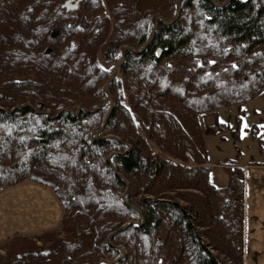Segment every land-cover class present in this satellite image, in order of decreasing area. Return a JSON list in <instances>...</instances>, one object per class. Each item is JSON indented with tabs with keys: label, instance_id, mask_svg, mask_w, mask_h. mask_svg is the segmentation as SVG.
<instances>
[{
	"label": "trees",
	"instance_id": "16d2710c",
	"mask_svg": "<svg viewBox=\"0 0 264 264\" xmlns=\"http://www.w3.org/2000/svg\"><path fill=\"white\" fill-rule=\"evenodd\" d=\"M65 1L0 0V192L63 210L0 264H245L246 169L209 164L200 119L264 98V0Z\"/></svg>",
	"mask_w": 264,
	"mask_h": 264
},
{
	"label": "rangeland",
	"instance_id": "374dc122",
	"mask_svg": "<svg viewBox=\"0 0 264 264\" xmlns=\"http://www.w3.org/2000/svg\"><path fill=\"white\" fill-rule=\"evenodd\" d=\"M98 62L101 67L111 69L100 56ZM107 102L112 105L109 97L102 106ZM237 116L241 118V123L239 140L235 141L230 131L235 128ZM260 117H264V98L210 113L200 119V127L210 165L230 159L247 167V201L249 212L252 213L250 222L261 226L264 224V162H261L264 161V155L258 154L256 142L245 130ZM216 120L224 125V130L208 135ZM250 162H259L261 165L247 166ZM214 181L219 184L222 179L215 176ZM62 215L63 210L49 189L28 181L4 188L0 192V253H4L3 245L15 236L37 237L48 231L59 230ZM37 245L41 243L37 242Z\"/></svg>",
	"mask_w": 264,
	"mask_h": 264
},
{
	"label": "crops",
	"instance_id": "0c3cea01",
	"mask_svg": "<svg viewBox=\"0 0 264 264\" xmlns=\"http://www.w3.org/2000/svg\"><path fill=\"white\" fill-rule=\"evenodd\" d=\"M245 169H246V179H247L246 166ZM246 185H247V181H246ZM251 215L252 213L251 211L249 212V208H248L247 190H246L245 264H264V224L260 226L256 223H251L250 222Z\"/></svg>",
	"mask_w": 264,
	"mask_h": 264
},
{
	"label": "water",
	"instance_id": "95a60500",
	"mask_svg": "<svg viewBox=\"0 0 264 264\" xmlns=\"http://www.w3.org/2000/svg\"><path fill=\"white\" fill-rule=\"evenodd\" d=\"M82 0H67V1H65V3H64V8L67 10V11H75V10H77L78 9V7H79V3L81 2ZM229 1V0H228ZM224 5V4H223ZM222 6V5H221ZM176 17H177V15H176ZM123 58H124V55L122 56V59L120 60V62L118 63V66L122 63V60H123ZM117 66V67H118ZM116 67V68H117ZM116 70V69H115ZM127 227L125 226V227H123V228H121V229H119L118 231H121V230H125Z\"/></svg>",
	"mask_w": 264,
	"mask_h": 264
}]
</instances>
